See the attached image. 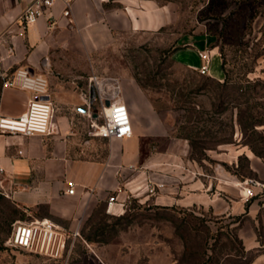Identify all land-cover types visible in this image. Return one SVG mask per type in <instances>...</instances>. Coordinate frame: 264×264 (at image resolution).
I'll return each mask as SVG.
<instances>
[{
    "label": "crops",
    "instance_id": "1",
    "mask_svg": "<svg viewBox=\"0 0 264 264\" xmlns=\"http://www.w3.org/2000/svg\"><path fill=\"white\" fill-rule=\"evenodd\" d=\"M30 1L0 0V72L10 75L23 68L48 79L54 108L51 133H0V190L27 208L46 205V216L68 229L81 227L97 203L107 205L109 196L122 201L147 195L149 186L164 189L157 199L197 206L222 217L244 214L260 223L263 219L264 225V160L248 145L222 146L209 166L212 171L206 172L207 167L188 157L187 139L171 134L168 116H162L146 92L135 86L132 94L124 93L116 77L133 134L121 139L96 135L91 132L92 123L99 121L95 90L90 84L80 87L76 69L61 63L68 59L64 49L76 45V33L91 51L111 43L122 28L155 31L170 26L176 21L173 2L71 0L70 14L65 16L66 0H56L35 23L24 27L19 15ZM188 35L204 38V45L196 46L185 39ZM209 38L213 36L203 32L183 34L173 56L198 70L197 51L207 49L210 76L224 81L221 53L214 41L208 46ZM32 96L30 91L4 85L0 76V111L5 115L22 114ZM164 139L167 143L162 146ZM242 155L248 158L253 177H240L223 165L235 166ZM68 181L76 183L72 195L66 193ZM242 188H251L253 194L243 197ZM262 231L264 238V227ZM239 235L246 250L261 252L249 264H264V239H259L258 231L243 227Z\"/></svg>",
    "mask_w": 264,
    "mask_h": 264
},
{
    "label": "rangeland",
    "instance_id": "2",
    "mask_svg": "<svg viewBox=\"0 0 264 264\" xmlns=\"http://www.w3.org/2000/svg\"><path fill=\"white\" fill-rule=\"evenodd\" d=\"M161 1L174 3L175 23L155 31L122 28L111 43L91 51L76 33V45L64 49L68 59L61 63L76 69L80 87L96 75L119 78L127 94L135 86L142 88L162 116H168L171 134L187 139L188 157L207 167L206 172L212 171L216 152L234 143L248 145L264 160V0ZM198 32L213 36L208 46L213 41L218 46L226 81L202 75L173 56L183 34ZM185 39L204 45V38ZM146 147L144 143L142 155ZM223 163L240 177L254 176L245 155L235 166ZM163 190L154 186L147 195H131L111 211L104 201L97 203L62 260L7 243L17 220L33 221L49 213L46 205L27 208L0 190V264H243L261 253L243 251L239 230L253 227L262 241L263 219L222 217L157 199Z\"/></svg>",
    "mask_w": 264,
    "mask_h": 264
},
{
    "label": "built area",
    "instance_id": "3",
    "mask_svg": "<svg viewBox=\"0 0 264 264\" xmlns=\"http://www.w3.org/2000/svg\"><path fill=\"white\" fill-rule=\"evenodd\" d=\"M56 0H31L19 15V20L24 27L35 23L47 9L51 8ZM70 1L66 0L64 15L70 14ZM201 64L198 72L209 75L211 54L207 49L197 51ZM3 84L30 91L33 96L29 99L26 110L18 116H8L0 111V133L34 134L51 133L53 104L49 98L48 79L44 76L31 74L28 69L19 68L10 75L0 72ZM89 84L95 90L97 102L98 122L92 123V133L112 138H125L133 134V125L130 111L120 94L119 84L112 77H98L91 75ZM247 194H253L251 188H246ZM76 183L67 182L66 193H75ZM148 190L153 191L149 186ZM130 197V196H129ZM128 197V198H129ZM117 200L111 195L107 200V210L111 211L115 204L124 206L127 199ZM80 235V225L68 229L51 218H36L33 221L17 220L12 227L7 243L26 252L44 256L54 260L65 258L68 248Z\"/></svg>",
    "mask_w": 264,
    "mask_h": 264
},
{
    "label": "trees",
    "instance_id": "4",
    "mask_svg": "<svg viewBox=\"0 0 264 264\" xmlns=\"http://www.w3.org/2000/svg\"><path fill=\"white\" fill-rule=\"evenodd\" d=\"M222 69L224 70V72H225V79H227L228 78V76H227V73H226V71H225V68H224V61H222ZM224 79V81H226ZM40 218H49V217H47V216H44V217H40ZM52 219V218H51ZM13 227V226H12ZM10 236V235H9ZM9 238V237H8ZM8 238H7V240H8ZM89 239V238H88ZM243 251L245 252H247V253H249V252H251L252 250H245V247L243 246ZM251 262V260L249 261H247V262H244L243 264H249Z\"/></svg>",
    "mask_w": 264,
    "mask_h": 264
},
{
    "label": "bare ground",
    "instance_id": "5",
    "mask_svg": "<svg viewBox=\"0 0 264 264\" xmlns=\"http://www.w3.org/2000/svg\"><path fill=\"white\" fill-rule=\"evenodd\" d=\"M249 152V151H248ZM242 190H244V191H247V189L246 188H242ZM247 193V192H246Z\"/></svg>",
    "mask_w": 264,
    "mask_h": 264
}]
</instances>
